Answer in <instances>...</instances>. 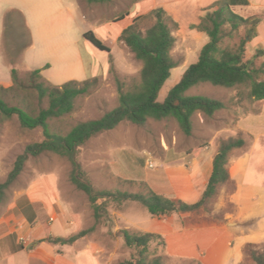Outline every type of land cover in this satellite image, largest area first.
Masks as SVG:
<instances>
[{
	"label": "rangeland",
	"instance_id": "obj_1",
	"mask_svg": "<svg viewBox=\"0 0 264 264\" xmlns=\"http://www.w3.org/2000/svg\"><path fill=\"white\" fill-rule=\"evenodd\" d=\"M73 1L80 3L79 9L71 7ZM138 1L114 0L90 5L85 0H63L66 6L59 4L71 11V15L64 16L56 10H48L43 5L45 0H0V86L6 89L14 86L12 69L17 70L19 80L26 88L36 70H41L42 82L54 87L71 81H94L89 93L76 99L70 114L50 120L49 125L51 133L64 135L79 123L100 119L118 107V83L126 88L140 83L142 63L121 39L122 28L129 22L123 20L129 14H137L134 12ZM144 1L146 7L155 0ZM162 1H171L174 5L170 6L177 10L182 29L180 25L173 29L176 44L172 58L177 68L171 71V77L159 94L160 103L180 82L189 66L198 61L201 49L209 40L207 37L204 43L198 31L193 30V22L199 20L198 13L193 11L195 0H159ZM33 2L43 6L47 18L44 24L33 20ZM153 10L138 23L142 34L156 23V18L150 15ZM234 11L246 19L260 16V12L249 7L234 8ZM88 32H93L111 53L102 52L85 40L84 35ZM252 41L247 48L249 59L264 51L253 47ZM257 65L263 70L258 78L264 81V53L257 59ZM9 84L11 86H6ZM187 94L218 100L225 108L214 117L195 114L190 136L182 131L175 119L169 118L162 121L148 119L144 128L122 122L114 130L94 137L81 149L79 163L96 191L137 194L143 192L140 185L145 182L156 192L172 193L169 186L184 183L187 173L191 172L188 162L193 155L217 152L219 142L229 138L246 141L242 149L233 151L230 168L238 172L239 165L246 160L244 181L264 189V100H254L247 86L227 89L200 84ZM4 99L28 112H38L40 107L48 106L46 100L40 104L37 92L29 88H14ZM243 120L246 126L255 130L254 135L237 130V124ZM44 141L41 128H22L17 116L3 118L0 185L7 180L17 157L24 154L29 145ZM71 172L69 160L52 152L27 159L18 179L0 194V255H13L16 264H38L40 258L56 259L58 264H119L137 254L125 244L122 232L146 233L141 226L150 219L147 209L132 201L98 200L100 214L97 215V208L89 197L71 183ZM32 186L44 193L42 200L46 205L37 208L39 221L28 224L24 218L32 210L17 205L21 203L22 194ZM234 191V182L223 188L214 213L226 224L230 221L225 220L227 214L237 212L229 201ZM32 199L36 197L30 193L23 198L26 202ZM185 223L215 222L207 214H190ZM253 223L240 224V230L252 231ZM76 236L79 238L72 244L55 242V239ZM149 254L167 256L165 249L157 244L150 246ZM167 264L195 263L170 257Z\"/></svg>",
	"mask_w": 264,
	"mask_h": 264
},
{
	"label": "trees",
	"instance_id": "obj_2",
	"mask_svg": "<svg viewBox=\"0 0 264 264\" xmlns=\"http://www.w3.org/2000/svg\"><path fill=\"white\" fill-rule=\"evenodd\" d=\"M88 4H105L114 0H85ZM248 0H220L205 10L199 23L193 30L205 33L208 43L201 49L198 61L189 66L180 82L168 93L163 103L158 102L159 94L171 77V71L177 68L172 58L176 44L173 29H178L175 22L163 8L154 9L150 15L156 18V23L145 34L138 30V23L146 16L137 18L124 30L121 39L134 54L136 60L142 63L140 83L126 88L118 83L119 105L114 110L105 113L100 119L79 123L64 135L51 133L49 121L70 114L75 108L78 97L86 95L94 87V81H71L61 87H54L42 82L41 70L33 71L29 89L38 94V101L45 100L47 108L40 107L38 112H28L17 106H12L4 97L16 89H27L19 80L16 69H12L13 87L8 89L0 86V128L2 119L17 116L21 127L28 130L41 128L45 141L29 145L24 154L17 157L13 170L5 183L0 185V194L13 184L24 170L27 159L39 157L52 152L66 157L71 166V183L80 192L85 193L90 202L100 214L98 200H109L123 203L137 202L147 209L152 217L168 216L173 213L207 214L213 222L224 224V220L214 216L221 192L232 183L230 173L231 156L234 150L242 149L246 141L241 138H229L219 142L218 151L213 161L212 174L205 189L195 204H187L180 199H170L155 193L145 182L140 186L143 192L137 194L120 191H96L89 175L79 163L81 149L94 137L114 130L122 122H129L139 128L147 126L148 119L162 121L175 119L182 131L190 136L193 131L192 119L197 113L208 117L225 108V104L199 96H189L190 89L200 84H210L214 87L235 88L247 86L254 100H264V81L259 80L262 67H258L259 55L247 58L248 44L258 36V26L262 17L244 18L234 11V8L248 7ZM85 40L102 52L111 53L93 32L84 35ZM28 47H32L29 45ZM132 184L131 181L128 182ZM84 235V233H81ZM79 235V236H81ZM125 244L133 248L137 254L130 260L119 264H167L169 256H150V246L157 244L165 248V239L158 234L122 232ZM79 236L70 239H55L61 244H72ZM243 261L240 264H264V245L247 244L243 249ZM195 264H201L194 260Z\"/></svg>",
	"mask_w": 264,
	"mask_h": 264
},
{
	"label": "crops",
	"instance_id": "obj_3",
	"mask_svg": "<svg viewBox=\"0 0 264 264\" xmlns=\"http://www.w3.org/2000/svg\"><path fill=\"white\" fill-rule=\"evenodd\" d=\"M184 1V0H177ZM220 0H195L194 12L198 13V21L193 22L192 26L197 25L205 15V10L212 7L216 2ZM249 8H253L260 12L262 22L259 24L258 36L252 41V46L255 48L264 49V0H248ZM65 3L63 0H45L43 5L48 10H56L59 14L64 16L71 15V11L68 7H63ZM60 5V6H59ZM80 3L73 1L71 7L79 9ZM145 1L140 0L135 4V16L129 14L126 19L128 23L122 28L123 31L131 26L134 21L148 14L151 10L161 7L163 8L175 22H177L181 29L182 26L179 23V18L176 16L177 10L171 6V1L155 0L152 5L145 7ZM171 5V6H170ZM67 8V9H66ZM81 9V8H80ZM33 20L37 24H44L46 16H44L43 6L36 2L32 4ZM40 26V25H39ZM194 32H197L194 30ZM200 38L207 42V35L205 33L197 32ZM209 41V40H208ZM207 44V43H206ZM205 44V45H206ZM250 51V50H249ZM6 86H11L6 85ZM237 130L247 132L254 135L255 130L246 126L244 123L237 124ZM217 152H201L197 155H193L189 168L191 172L187 173V179L184 183L176 186H169V190L172 193L162 194L156 192L154 188H151L155 193L163 195L170 199H180L187 204H195L199 201L205 186L212 174L213 161ZM185 157H189L186 155ZM184 159V158H183ZM240 170L235 172L230 168L232 182L235 183V191L230 198V203L237 211L234 214H227L225 220H230L227 224L207 223V224H186L185 220L189 218L190 214L173 213L168 216L152 217L145 222L141 228L146 233H154L161 235L165 239V253L171 258L187 259L190 261H199L201 264H240L243 261V249L247 244L260 245L264 243V189L262 187L249 185L244 181L247 176V161H242ZM28 193L34 195L36 199L32 201H24V196H28ZM44 193L36 187H31L25 191L21 196V203L17 207L24 206L27 209L32 210L30 215L24 218V221L28 224H32L39 221V215L37 208L41 205H46L42 200ZM48 206V205H47ZM50 206H48L49 208ZM44 209V208H43ZM228 217L230 219H228ZM254 229L252 231L240 230V224L252 222ZM7 258V259H6ZM0 264H16L13 255H0ZM38 264H58L56 259L49 261L48 259L40 258Z\"/></svg>",
	"mask_w": 264,
	"mask_h": 264
}]
</instances>
